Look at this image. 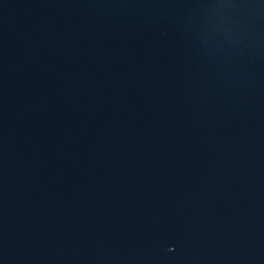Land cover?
Wrapping results in <instances>:
<instances>
[{
  "label": "water",
  "instance_id": "water-1",
  "mask_svg": "<svg viewBox=\"0 0 264 264\" xmlns=\"http://www.w3.org/2000/svg\"><path fill=\"white\" fill-rule=\"evenodd\" d=\"M0 264H264V0H0Z\"/></svg>",
  "mask_w": 264,
  "mask_h": 264
}]
</instances>
